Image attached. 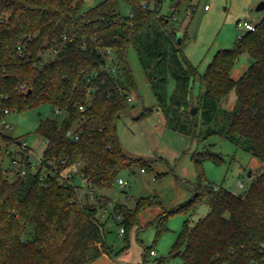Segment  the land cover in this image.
I'll return each instance as SVG.
<instances>
[{
    "label": "trees",
    "instance_id": "obj_1",
    "mask_svg": "<svg viewBox=\"0 0 264 264\" xmlns=\"http://www.w3.org/2000/svg\"><path fill=\"white\" fill-rule=\"evenodd\" d=\"M121 1L126 15L118 0L88 8L80 0H0V123L9 111L42 103L65 113L61 120H38L35 131L45 146L36 172L25 159L23 175L8 176L0 165V264H89L108 250L94 205L82 203L77 185H64L59 178L78 162L87 183L109 188L122 170L143 165L122 151L115 131L134 88L129 47L151 78L157 76L152 89L162 104L166 74L175 80L168 98L175 106L165 112L169 126L193 135L189 107H195L205 122L217 117L216 129L209 132L264 162V17L231 47L218 49L200 74L183 53L185 34L176 42L180 31L171 24L172 14L159 13L162 0ZM241 54L252 62L233 80L229 72ZM195 80L202 89L192 99ZM232 89V108L218 114L219 102ZM1 137L6 147L20 144L18 138ZM208 156L192 155L191 196L156 218V235L169 214H190L204 203L207 212L192 225L187 218L173 243L181 264H264V165L245 190L233 193L207 180L201 162ZM159 204L156 197H142L133 208L117 203L113 210L124 232L138 223L143 210Z\"/></svg>",
    "mask_w": 264,
    "mask_h": 264
},
{
    "label": "rangeland",
    "instance_id": "obj_2",
    "mask_svg": "<svg viewBox=\"0 0 264 264\" xmlns=\"http://www.w3.org/2000/svg\"><path fill=\"white\" fill-rule=\"evenodd\" d=\"M80 1L83 8H88L101 0ZM260 1L264 0H162L159 13L175 16V20H171L172 26L185 34L183 53L201 74L218 49L231 47L237 36L245 32L242 21L256 24L264 17V9L255 10ZM118 7L121 14L128 13L121 0H118ZM126 60L134 88L129 92L128 112L116 120L115 131L122 151L143 165L136 163L131 169L119 173L125 185L114 181L109 188H92L93 196L89 195L86 183L76 176L77 196L82 203L94 205L95 217L102 224L104 243L108 247L89 264H181L173 243L184 221L188 218L187 224L192 225L207 212L208 207L197 203L190 214H169L159 236L156 235L155 220L164 211L190 198L195 179L192 155L209 153L201 162L205 177L214 186L233 193L245 190L262 170L264 162L216 132H209L208 129L215 130L218 125L216 116L205 122L199 112L191 114L195 116L193 135L174 130L167 124L165 112L175 106L168 101L174 91L175 80L166 74V103L162 104L152 89L158 82L157 76L151 78V70L143 67L132 47L127 50ZM251 62L247 54H241L230 69V78L238 79ZM199 89L202 87L195 80L191 86L192 99ZM234 100L232 89L219 102L217 113L230 110ZM64 116L63 111H54L48 103L22 111H9L0 123V144L6 145L2 133L18 138L20 142L25 141L30 148V169L35 171L45 146V141L35 131L39 118L61 120ZM15 149L16 145H9L10 151ZM215 157L219 158L217 162L213 161ZM0 165L5 172L11 167L10 157L4 155L3 149H0ZM239 182L242 187H239ZM142 197H156L160 204L143 210L137 224L120 232L123 225L119 215L116 219L114 204L133 208L135 201ZM150 249L154 251L153 255H149Z\"/></svg>",
    "mask_w": 264,
    "mask_h": 264
},
{
    "label": "built area",
    "instance_id": "obj_3",
    "mask_svg": "<svg viewBox=\"0 0 264 264\" xmlns=\"http://www.w3.org/2000/svg\"><path fill=\"white\" fill-rule=\"evenodd\" d=\"M205 8L207 7L206 5L204 6ZM172 19L175 20V16L172 15ZM241 25L244 27V29H248V30H253L254 29V25L251 24L250 22L247 21H242ZM108 51V50H107ZM112 55L108 52L107 55V59L108 60H112ZM112 70H114V68H112ZM127 100L130 101V97L129 94L127 96ZM79 110H82L83 107L81 105L78 106ZM4 113H6V110H4ZM72 129H69L67 131V134H72ZM0 149L4 150V155H8L10 157V161H11V167L9 169L6 170V173L9 176L12 175H23L25 173V166L23 165L24 163V159L27 161V163H29V168H31V162H30V156H29V152H30V148L27 146L25 141L20 142L19 145H17V150L15 149L14 151H10L9 147H6L4 144H0ZM40 161V158H39ZM64 161H61V163L63 164ZM39 165V163H38ZM31 170V169H30ZM143 170V169H141ZM37 169L35 171H31V172H36ZM79 176L81 178V180H83L86 185L87 188L89 189V195L93 196V193L91 191V189L93 188L91 184L87 183L83 176L82 173L79 172V163L76 162L74 165L67 167L65 169H63L60 173V181L62 184L64 185H71V186H75V177ZM117 184L119 185H125L126 182L124 180H122L121 178L117 179ZM239 187H242V183L239 182ZM77 189V187H76ZM120 232H123V229H120ZM154 251L150 250L149 251V255H153Z\"/></svg>",
    "mask_w": 264,
    "mask_h": 264
},
{
    "label": "water",
    "instance_id": "obj_4",
    "mask_svg": "<svg viewBox=\"0 0 264 264\" xmlns=\"http://www.w3.org/2000/svg\"><path fill=\"white\" fill-rule=\"evenodd\" d=\"M264 9V1H260L256 4L255 6V10L258 11V10H262ZM180 38H181V32H177L176 33V42L179 43L180 42ZM149 74L151 75L152 72L150 71ZM196 112V109L195 107H192L191 110H190V114H193ZM248 175H250V172L248 173Z\"/></svg>",
    "mask_w": 264,
    "mask_h": 264
},
{
    "label": "crops",
    "instance_id": "obj_5",
    "mask_svg": "<svg viewBox=\"0 0 264 264\" xmlns=\"http://www.w3.org/2000/svg\"><path fill=\"white\" fill-rule=\"evenodd\" d=\"M246 21V20H245ZM247 22H250V21H247ZM251 23V22H250ZM251 24H253V23H251ZM75 179H76V177H75ZM75 184H76V181H75ZM102 255V254H101Z\"/></svg>",
    "mask_w": 264,
    "mask_h": 264
}]
</instances>
